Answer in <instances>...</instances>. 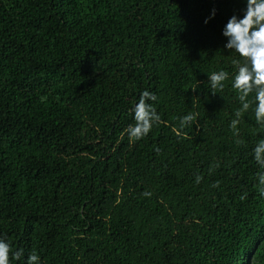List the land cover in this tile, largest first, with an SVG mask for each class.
<instances>
[{"label":"trees","instance_id":"trees-1","mask_svg":"<svg viewBox=\"0 0 264 264\" xmlns=\"http://www.w3.org/2000/svg\"><path fill=\"white\" fill-rule=\"evenodd\" d=\"M243 7L0 0V235L13 251L41 264H264L251 156L264 131L251 109L231 126L240 57L221 35ZM221 69L212 94L207 74ZM145 89L161 122L130 141Z\"/></svg>","mask_w":264,"mask_h":264},{"label":"clouds","instance_id":"clouds-1","mask_svg":"<svg viewBox=\"0 0 264 264\" xmlns=\"http://www.w3.org/2000/svg\"><path fill=\"white\" fill-rule=\"evenodd\" d=\"M244 7L242 14L231 15L222 28L221 35L225 38L223 48L234 51L240 59L233 60L234 71L231 75L230 87L236 92L240 102V108L235 112V119L231 121L233 128L240 123L242 112L252 110L255 123L264 131V0H242ZM216 10L205 19L214 18ZM229 79V73L223 69L207 74L208 86L212 94L223 91L224 82ZM196 90V89H193ZM157 100L155 93L145 89L139 93L137 100L131 106V119L125 134L130 141H139L148 136L153 126L161 122L154 104ZM192 113L184 115L180 120L181 129L190 125L195 120ZM252 159L258 165L257 173L258 193L264 197V137L259 139L251 149ZM200 177H196V182ZM150 196L151 193H144ZM241 196V199H244ZM41 264V257L35 251H31L25 257L21 248L13 251L12 243L3 235H0V264H12L16 261L20 264Z\"/></svg>","mask_w":264,"mask_h":264}]
</instances>
